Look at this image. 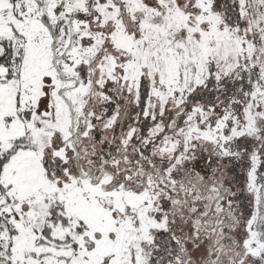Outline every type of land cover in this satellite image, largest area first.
I'll list each match as a JSON object with an SVG mask.
<instances>
[{"label":"snow or ice","instance_id":"1","mask_svg":"<svg viewBox=\"0 0 264 264\" xmlns=\"http://www.w3.org/2000/svg\"><path fill=\"white\" fill-rule=\"evenodd\" d=\"M0 264H264V0H0Z\"/></svg>","mask_w":264,"mask_h":264}]
</instances>
